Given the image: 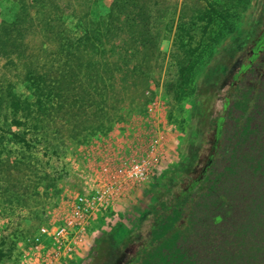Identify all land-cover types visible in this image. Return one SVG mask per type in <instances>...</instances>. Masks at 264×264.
<instances>
[{
  "label": "trees",
  "instance_id": "1",
  "mask_svg": "<svg viewBox=\"0 0 264 264\" xmlns=\"http://www.w3.org/2000/svg\"><path fill=\"white\" fill-rule=\"evenodd\" d=\"M261 7V13L253 19V22L263 20L259 29L246 41V30L235 34L206 69L205 81L218 79L219 92L224 88L221 81L225 69L237 67L221 104L212 106L204 115L203 126L206 124L215 137L207 159L198 149V141L185 162L172 164L158 174L150 189L156 196L141 213H136L130 227L117 230L114 238L117 243L112 244L107 235L116 225L108 223L77 264H89L92 253L99 254L103 247H111L113 251L127 246L135 235L133 232L140 234V245L126 264H264V78L258 74L264 70V1ZM208 8L221 15L216 0L208 1ZM149 10L146 0H112L107 17H87L85 33L60 44L56 53L70 66L75 64L78 73L72 68L65 73L42 76L41 84H37L42 89L38 107H42L44 117L61 114L73 122L75 133H82L81 141L88 135L93 137L112 129L106 111L118 101L116 96L143 92L141 87L148 71L138 63L131 67L115 63L109 57L118 45L112 48L107 45L118 37H122L121 44L135 37L143 51L129 52L125 47L123 57L129 55L146 63L156 40ZM214 18L208 14L209 25L204 29L213 26ZM42 23V30H46L47 20L42 19ZM4 25L0 30V51L8 56L17 24ZM188 38L190 43L191 34ZM236 53L239 58L234 59ZM190 71V67L181 70L184 86ZM119 74L125 76L122 84L116 83ZM137 79L144 83L137 84ZM10 88L8 85L4 94L0 90V102H6L14 113L25 110L29 102L18 98ZM185 93L186 90L177 91L176 97L179 99ZM144 105L145 102L133 113L142 111ZM235 110L239 111L237 117L233 116ZM232 118L234 123L228 126ZM203 132L202 127L201 136ZM128 202L129 196L120 203ZM100 240L103 247L96 249Z\"/></svg>",
  "mask_w": 264,
  "mask_h": 264
},
{
  "label": "rangeland",
  "instance_id": "2",
  "mask_svg": "<svg viewBox=\"0 0 264 264\" xmlns=\"http://www.w3.org/2000/svg\"><path fill=\"white\" fill-rule=\"evenodd\" d=\"M111 1L0 0V30L4 24H17L10 42V46H13L9 49L10 54L7 56L0 51V90L4 94L10 85L18 98L29 102L25 110L18 113H14L6 102H0V264H19L25 238L42 224L48 223L49 212L63 206L67 188L70 189L76 181L71 166L73 161H77L80 146L91 139V135L81 141L82 133H75V129L72 130L73 122L62 118L61 114H54V121L51 120L53 113L44 117L42 107H38V100H42V89L39 90L37 84H41L42 76L46 74L65 73L72 68L74 73H78L75 64L70 66L64 62L62 55L56 53L57 48L66 40H73L85 33L84 20L87 17H107ZM146 1L150 6L151 31L156 38L148 51L146 63L136 61L129 55L123 57L125 47L129 52L139 50L141 54L143 51L135 37L134 40L129 39L127 44H121L122 37H118L107 45L112 48L121 44V47L114 48V53L109 57L115 63H124L129 67L138 63L148 71L145 83L137 79V84L144 83L141 87L143 92L132 91L116 96L115 99H119L112 103V109L106 111V118H111L113 128L148 101L151 94H147V90L152 94L159 91L169 103L170 119L176 135L150 181L130 194L127 204L120 203L123 198L95 218L91 245L94 237L101 234L108 223L116 225L107 231L111 241L117 235V230L130 227L137 218L136 213H141L156 196L150 189L158 174L172 164L187 160L190 149L198 145L205 112L221 104L229 91L227 83L237 67L232 65L225 69L221 81L224 88L216 96L214 88L218 79L212 78L206 82V69L212 65L218 52L227 48L235 34L246 30V41L263 24L262 19L256 22L253 19L261 13V2L264 0H216L220 16L209 10L208 1L212 0ZM208 14L216 17L215 22L204 29L209 25ZM42 19L48 22L46 30H42ZM189 34L192 37L190 43ZM245 47L249 48L247 42ZM190 51L194 54H189ZM233 56L234 59L239 58L237 53ZM87 61L86 58L84 62ZM184 67L191 69L186 86L181 82ZM248 76L253 77L251 73ZM123 78L125 76L119 74L116 83L122 84ZM185 90L186 93L178 99L177 91ZM238 115L239 111L235 110L233 116ZM233 119L228 120V126L233 125ZM18 121L23 124L19 125ZM144 224L146 227L148 222ZM102 247L103 241L100 240L96 243V249ZM88 250L68 264H77Z\"/></svg>",
  "mask_w": 264,
  "mask_h": 264
},
{
  "label": "built area",
  "instance_id": "3",
  "mask_svg": "<svg viewBox=\"0 0 264 264\" xmlns=\"http://www.w3.org/2000/svg\"><path fill=\"white\" fill-rule=\"evenodd\" d=\"M146 93L142 111L80 146L71 166L75 183L48 223L25 238L19 264H68L83 255L95 218L156 174L176 131L168 101L159 91Z\"/></svg>",
  "mask_w": 264,
  "mask_h": 264
},
{
  "label": "flooded vegetation",
  "instance_id": "4",
  "mask_svg": "<svg viewBox=\"0 0 264 264\" xmlns=\"http://www.w3.org/2000/svg\"><path fill=\"white\" fill-rule=\"evenodd\" d=\"M262 61L264 62V58L262 59ZM258 74L262 75V77L264 78V70L262 72L260 71V73ZM218 88L219 87L216 84L214 95L217 94ZM203 130L204 132L201 136V139L199 140L198 149L200 151H203L202 156L204 157V159H207L209 153L208 151L212 150L215 137L213 134L214 132H211L206 124L203 126ZM200 168L201 167H198L197 171H199ZM133 234L135 235H132V240L127 246H124L123 248L116 247L113 248V251H111V247H103L102 251L99 254H92L89 264H126L130 260L131 256L134 255V253L137 251L138 245H140V234L137 235L136 232H133ZM111 242L112 244L117 243V241L115 240Z\"/></svg>",
  "mask_w": 264,
  "mask_h": 264
}]
</instances>
